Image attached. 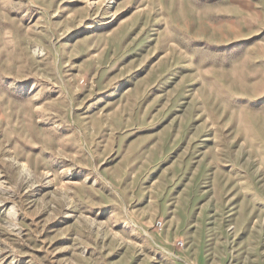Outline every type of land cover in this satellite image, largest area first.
Instances as JSON below:
<instances>
[{"label":"rangeland","instance_id":"rangeland-1","mask_svg":"<svg viewBox=\"0 0 264 264\" xmlns=\"http://www.w3.org/2000/svg\"><path fill=\"white\" fill-rule=\"evenodd\" d=\"M0 264H264V0H0Z\"/></svg>","mask_w":264,"mask_h":264},{"label":"bare ground","instance_id":"bare-ground-1","mask_svg":"<svg viewBox=\"0 0 264 264\" xmlns=\"http://www.w3.org/2000/svg\"><path fill=\"white\" fill-rule=\"evenodd\" d=\"M20 166H22V170L23 171L27 172L29 175L31 174V168H30L29 164L25 160L21 162Z\"/></svg>","mask_w":264,"mask_h":264}]
</instances>
